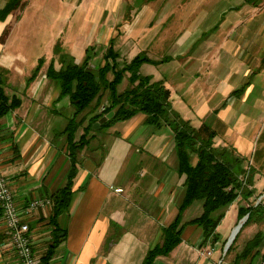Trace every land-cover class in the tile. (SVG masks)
<instances>
[{
	"label": "crops",
	"instance_id": "1",
	"mask_svg": "<svg viewBox=\"0 0 264 264\" xmlns=\"http://www.w3.org/2000/svg\"><path fill=\"white\" fill-rule=\"evenodd\" d=\"M6 1L0 0V9ZM154 1L143 0L144 4L140 3L142 9H154L151 13L153 17L158 14ZM92 3L97 11H89L90 14L106 15L117 12L122 1L92 0ZM162 11L166 13L167 8L165 10L163 7ZM12 17L10 13L0 21V81L4 94L9 99L15 97L18 103L0 118V161L18 211L29 225V238L35 255L40 260L49 244L54 242L56 234L60 239L55 241L56 248L47 264H142L146 251L161 242L162 228L176 216L184 195V175L177 172L178 162L171 130L168 127L155 128L146 123L144 114L137 113L96 132L77 154L79 167L73 179L74 194L67 210L58 215L55 224L50 222V205L28 210L33 200H49L50 195L65 182L69 157L67 141L61 132L72 117L73 110L67 97L58 98V85L46 77L47 62L30 79L40 60L39 54H33L39 45L32 42V38H16L14 33L17 24L24 20V13L21 12L16 21ZM110 27L101 24L94 38V46L99 47L103 42L101 40L106 38L107 44L110 39L116 41L111 36L113 33ZM147 29H139V38L129 30H121L122 34H119V42L116 44L117 50L124 53L119 54L120 57L130 60V56L137 54L134 48L138 47L137 42L142 41ZM3 33H6L5 36ZM192 41L194 39H188L187 36L178 40L179 46H187ZM107 44L100 45L101 50L97 48L101 58ZM88 46L91 45L86 41L75 40L72 50L76 63L83 60ZM181 57L170 55L165 59L172 64L180 63L176 59ZM170 62L166 63L163 74L158 77L152 74V80L163 82L169 90L171 108L180 117L181 106L190 110L193 107L200 115H206L208 106L202 101L200 95L203 90H198L197 84L210 76L205 74L199 79L197 74L192 73V78L185 77L181 66L174 74L176 67L169 66ZM54 63L58 67L56 60ZM222 105L225 106V103ZM210 110L217 112L216 115H220L223 119L218 117L227 124L228 108L220 107L216 110L210 107ZM228 133L232 136L230 131ZM81 134L82 127H79L75 138ZM232 140V143L224 142V146L231 145L241 153L247 140L235 137ZM250 188L253 189V186ZM195 206L200 208L197 216L200 215L202 205L200 200H196L182 212V221L188 218L187 213ZM235 220L231 219L227 223L223 233L226 237ZM226 237L223 240L217 239L213 247H220L222 252ZM202 240L200 227L195 224L186 225L180 243L168 256H159L154 263L216 264L217 259L211 257L214 252L210 250V242ZM243 245L234 248L232 257L228 254V264L233 263L234 255L242 250ZM263 251L264 240L260 253ZM0 264H20L9 245L1 217ZM236 264H261V259L260 256L252 260L247 257Z\"/></svg>",
	"mask_w": 264,
	"mask_h": 264
},
{
	"label": "rangeland",
	"instance_id": "2",
	"mask_svg": "<svg viewBox=\"0 0 264 264\" xmlns=\"http://www.w3.org/2000/svg\"><path fill=\"white\" fill-rule=\"evenodd\" d=\"M120 1L122 3L117 7V12L105 15L89 13L97 11L93 3L91 5L92 0H21L23 7L11 12L14 21L21 12L24 13V20L17 24L14 34L17 39L27 37L38 43L39 46L33 54L40 55L42 66L61 54L74 56L72 47L75 40L84 43L86 41L94 48L95 54L89 62L92 67H96L103 62L97 48L101 50L100 45H106L108 40H101L103 42L99 47L94 46V38L101 24L104 27L111 26V36L116 38V41H112L113 48L119 54H124L116 47L122 29L135 33L139 38V29L148 28L146 37L137 42L139 45L134 48L138 51L137 54L144 52L152 60L170 55L182 57L176 59L180 63L171 64L168 60L157 64L142 63L139 69L142 75L153 78L154 74L158 77L163 74L168 62L169 66L176 67L174 74L178 72L179 66L182 67L181 71L184 69L185 77L192 78L194 73L193 75L197 74L201 79L208 74L209 78L197 84L198 90H203L200 97L208 106V113L200 115L193 107L190 110L181 106V118L188 120L193 127L204 122L215 130L213 146L224 145L226 141L232 143L233 137L247 140L245 149L240 150L241 153L235 150L245 157L242 166L252 177L253 194L248 202L255 206L262 197L263 200L258 208L250 209V220L244 224L245 219L238 229L234 248L241 247L246 239L257 232L264 236V0H255L253 5L245 0H155V6L152 5L158 14L154 17L151 14L154 10L152 6V9L140 8V3L144 4L143 0ZM126 4L132 7L128 8ZM122 6L125 8L122 9ZM163 7L165 10L167 8L166 13L162 11ZM23 33L26 35H21ZM185 36L188 39L193 38L194 41L187 46H179L178 40ZM125 85L126 82L123 81V87ZM242 87L244 88L241 89ZM232 90H239V93L231 94ZM224 103L225 106L222 105ZM209 106L216 110L220 107L228 108L227 124ZM200 204L202 205V201ZM242 204H245L243 191L220 210L222 219L215 229L217 236L223 237L218 238L219 240L226 237L223 233L231 219L236 218L229 236L233 228L241 222L240 219L247 218L246 214L237 219L238 207ZM199 211L200 208L191 207L187 213L188 218H183V221H189ZM223 242L220 245L223 246ZM214 243H210V250L214 252L212 259H217L215 263L221 260L228 264L226 261L229 256H224V246L220 252V247H213ZM231 252L229 254L232 257Z\"/></svg>",
	"mask_w": 264,
	"mask_h": 264
},
{
	"label": "trees",
	"instance_id": "3",
	"mask_svg": "<svg viewBox=\"0 0 264 264\" xmlns=\"http://www.w3.org/2000/svg\"><path fill=\"white\" fill-rule=\"evenodd\" d=\"M254 1L245 0L251 5ZM21 7V0H7L0 9V21ZM94 54L93 46H88L83 60L79 63L75 62L73 56L61 54L56 59L52 58L45 69L46 77L58 85V98L67 97L73 110L72 117L61 132L67 141L69 168L64 184L48 198L51 203L50 222L54 225L58 215L66 211L70 204L74 194L73 179L79 167V151L89 143L96 132L142 113L146 117V123L155 128L168 127L171 130L178 162L177 172L184 175V195L176 216L162 228L161 242L146 251L142 264H155L157 257L168 256L180 243L182 230L189 224L201 228L202 242L217 241L215 229L222 219L220 210L230 204L241 191L244 193L245 204L238 207L237 219L247 214L244 224L247 223L251 217L250 209L258 208L263 197L255 206L248 202L253 189L250 188L252 177L242 166L245 157L238 154L231 145L213 146L216 132L204 123L195 128L188 120L182 119L171 108L169 90L163 82L154 81L151 76L142 75L139 71L142 63L157 64L168 59L152 60L144 52H139L130 60H125L113 48L112 40L105 48L103 62L96 67H92L89 62ZM54 60L58 62V67L55 66ZM262 60L264 61V55ZM41 68L42 59L38 61L30 79H33ZM123 81L126 85L121 88ZM238 91L231 93L237 94ZM17 103L15 97L9 99L4 94L0 81V118ZM110 111L113 115L103 121L97 129H93L92 125ZM86 114H91L88 119ZM84 122L86 124L83 126ZM79 127H82V134L75 138ZM196 200L202 201V212L199 216L183 222L182 212ZM59 239L55 234L54 242L47 247L40 264H47L56 248L55 241ZM235 239L236 236L224 256L233 250ZM263 240L262 233H255L246 241L242 250L234 255L232 264L243 258L249 257L252 260L257 256H260L261 264H264V251L260 253Z\"/></svg>",
	"mask_w": 264,
	"mask_h": 264
},
{
	"label": "built area",
	"instance_id": "4",
	"mask_svg": "<svg viewBox=\"0 0 264 264\" xmlns=\"http://www.w3.org/2000/svg\"><path fill=\"white\" fill-rule=\"evenodd\" d=\"M51 205L50 200L35 199L28 210H34L38 206L43 208ZM0 217L5 226V235L8 237L9 245L15 251L20 264H40L35 255L29 238V225L22 219L21 213L15 204L12 191L8 181L3 174L0 161ZM210 254V251L206 252ZM216 264H224L219 260Z\"/></svg>",
	"mask_w": 264,
	"mask_h": 264
},
{
	"label": "water",
	"instance_id": "5",
	"mask_svg": "<svg viewBox=\"0 0 264 264\" xmlns=\"http://www.w3.org/2000/svg\"><path fill=\"white\" fill-rule=\"evenodd\" d=\"M87 70V69H86ZM91 72H93L91 70ZM94 74L95 76L97 75V71L95 70L94 71ZM113 115V112H108L105 116H103L102 118H100L97 122H95L93 125H92V128L93 129H97V127L103 122L105 121L106 119H109L111 116ZM247 217V215H246ZM246 218H241L240 219V223L237 224L234 228V230L232 231L231 235L229 236V238L226 240L225 244H224V251L227 250V248L230 246V244L232 243V241L234 240V237L236 236V233L238 231V229L240 228L241 224L243 223V221L245 220Z\"/></svg>",
	"mask_w": 264,
	"mask_h": 264
}]
</instances>
